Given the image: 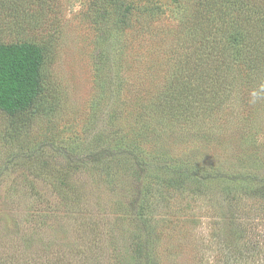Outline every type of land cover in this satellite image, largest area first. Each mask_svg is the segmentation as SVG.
Instances as JSON below:
<instances>
[{"label": "rangeland", "instance_id": "rangeland-1", "mask_svg": "<svg viewBox=\"0 0 264 264\" xmlns=\"http://www.w3.org/2000/svg\"><path fill=\"white\" fill-rule=\"evenodd\" d=\"M114 1L0 7V42L48 52L37 106L0 109V264H264V18L197 60L206 0ZM219 65L207 111H169Z\"/></svg>", "mask_w": 264, "mask_h": 264}, {"label": "trees", "instance_id": "trees-1", "mask_svg": "<svg viewBox=\"0 0 264 264\" xmlns=\"http://www.w3.org/2000/svg\"><path fill=\"white\" fill-rule=\"evenodd\" d=\"M23 1L24 2H18V0H0V7L10 9L11 11L18 10L27 0ZM119 1L120 0H115L114 2L119 3ZM236 2L241 5L239 10H236ZM216 3L219 5L218 8L214 7ZM205 4H207V6L203 10V14H201L196 21L197 26L195 33L197 34V44H195V49L190 56L197 58V60L205 59V53L208 47L221 54L229 48V42L234 45L239 40H242V47L244 42L255 46V42L248 40L250 33L238 26L240 15L238 16L237 13L244 12V14H242L243 16H248L250 19H254V21L263 20L264 0H260L259 5L256 7L249 1L244 4V1L239 0H206ZM213 7L214 9H212ZM231 7L238 12L231 14ZM15 16L16 13L14 14V17ZM235 26L237 29H234ZM255 33L257 34L256 40L264 42V26ZM219 34L225 37H231L232 39L226 40L224 38L223 45L221 37L218 36ZM225 40L228 44L227 49ZM237 44L239 45V43ZM215 48H220V50ZM196 52L197 55L195 54ZM47 57V49L40 43L31 41L11 43L0 42V109L7 111L12 118L20 116L37 106L36 102L40 94L42 65ZM190 58L191 57H189V59ZM195 69L197 70L196 66ZM225 70L227 71L224 65H219L215 67L211 73L207 74L208 77L204 78L202 76L200 80L196 73L195 76L194 73H191V75H189L190 79L193 82L196 81L195 85L192 84V86L189 79L187 81L182 73L178 82L175 83L166 94L168 98L166 100L167 103L165 102L166 107L169 111L183 115L187 113L190 114L191 117L207 111L206 109L208 106L212 105L213 100L219 97H216L217 93H219L217 92L216 86L221 89L222 83L225 82L223 78ZM189 72H193L192 69H189ZM193 101L202 102L198 104V110L193 109L194 106H197V104L191 105ZM258 184H260L261 188L255 187V190L264 193V182ZM236 248L238 251L242 252L240 246ZM251 248L252 246L250 249ZM256 248L257 252L260 250L264 252V241L262 242L258 239ZM228 251L232 254L236 253V251H232L230 246H228ZM148 259L149 258L146 257V262Z\"/></svg>", "mask_w": 264, "mask_h": 264}]
</instances>
